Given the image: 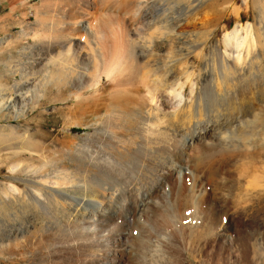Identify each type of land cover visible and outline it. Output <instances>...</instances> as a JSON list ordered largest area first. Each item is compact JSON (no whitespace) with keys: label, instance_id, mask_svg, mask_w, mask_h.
Listing matches in <instances>:
<instances>
[{"label":"rangeland","instance_id":"1","mask_svg":"<svg viewBox=\"0 0 264 264\" xmlns=\"http://www.w3.org/2000/svg\"><path fill=\"white\" fill-rule=\"evenodd\" d=\"M80 1L50 0L49 5L52 4L49 6L42 5V0H0V82L4 84H0V100L7 92L10 96L15 94L14 84L17 81L48 75L50 57L57 51L63 53L69 44L62 34L66 26L62 23L65 19L63 17L82 11ZM38 6L40 10H37ZM92 7L87 9L89 16H85L91 20L96 19L100 13H117L111 6L97 10L98 12ZM202 8L204 11H199L197 21L177 28L189 29L190 44L205 45V56L200 62L195 56L190 57L194 74L199 69L202 70L196 93L203 91L210 78L217 75L212 48L215 46L230 53V46H225L224 37L235 28L240 36L246 34V28L251 30L254 38L247 36L250 41L248 39L246 43L258 53V59L253 60L254 66L260 60L264 71V0H205ZM133 12L127 13L126 17L141 36L153 33L152 40L158 46H155V51L160 56L152 67L160 65L159 72H163L167 63L164 53L168 49V37L163 36L168 29L163 28H168V25L160 20L158 24L156 22L157 25L154 24L151 17L154 14L156 18L157 15L148 9L145 10L146 14L143 12L150 16H145V21L135 14L133 16ZM154 25L161 27L157 34L152 31ZM160 31L162 35L158 38ZM36 32L40 35L35 36ZM178 39L176 47H180L185 41L182 35ZM89 47L93 48L91 52L96 51L93 43L88 44L85 49L72 46V52L79 56L77 64L86 66L91 54H95L89 53ZM244 48L245 46L239 50H243L245 54ZM87 51L89 56H86ZM156 62L160 64L157 65ZM254 66H248L247 62L244 66L245 73L243 71L241 77H237L241 88L245 85L247 93L255 90L254 78L258 76V71ZM24 69L29 72L30 77H22ZM223 74L226 85L230 84V78L237 76V73L228 70L222 76ZM212 84L207 89L210 97L213 94L211 102L221 103L226 97L225 93L221 92L223 95L218 98L214 96L217 90ZM222 87L225 88V82ZM227 91L233 93L232 89ZM188 92L187 83L185 97H188ZM47 97L36 106L29 103L25 110L17 108L14 115H9L8 108L0 106V126L3 127H0V232L5 233V224L12 223L19 213L28 210L38 213L39 207L28 195L31 186L25 179L32 178L34 171L44 164L45 174L54 169L61 170L65 166L75 179L86 176L85 186L90 183L91 187V180L97 177L104 182V186L109 185L106 186V192L103 191L104 200L99 196L101 189H94L92 186L91 191L92 187L89 185L86 186L87 190L80 191L79 188L75 194L83 200L80 214L73 219L69 216L67 207L64 208V214L59 215L64 225L69 226L65 231L40 237L41 233L33 228L31 233L21 237V246L16 247L12 240L5 241L7 246H0V264H264V123H249L252 112L259 111L250 112L251 108L249 114L230 115L224 111H215L210 102L204 103L206 107L203 105L201 108L203 111L201 110L200 119L194 116L190 124H184L186 128H177L184 133L176 131L177 144L172 150L155 152L152 148L151 151L154 152H150L151 155L147 153V156L144 154V145L135 159L125 155V144L128 149L133 150L140 147L138 144L142 140L138 135L135 143L130 142L129 134L121 130V119L110 116L106 121L111 123L105 121L102 123L105 125L97 126L108 141L101 145L98 140L92 141L100 136L94 133L93 126L83 125L94 121V117L70 114L68 107L73 98L65 101V92L59 94L56 89L49 91ZM260 113L261 116L258 117H263L264 114ZM206 125L210 126L211 134L203 140L194 141L191 149H187L185 139L195 131L202 132ZM113 132H119V137L121 135L120 144L116 145V141L108 140ZM152 146L156 147L155 144ZM110 149L112 150L109 151ZM205 150L215 152L214 158L208 162L201 159ZM85 152L89 154V158ZM103 158L108 160L105 164L119 161L118 170L109 175H97L98 169L91 166L90 161L98 163ZM61 173L58 174L59 177ZM48 176L49 178L42 176L38 179L45 181L48 178L47 181L51 182L53 178ZM79 183L82 182L79 180ZM32 188L37 190L34 187L31 190ZM51 208L53 211L58 209L54 204ZM101 209L106 213L100 215ZM43 238L61 243L59 251L51 259L43 254V244L40 242ZM69 243H74V246L69 247Z\"/></svg>","mask_w":264,"mask_h":264},{"label":"bare ground","instance_id":"2","mask_svg":"<svg viewBox=\"0 0 264 264\" xmlns=\"http://www.w3.org/2000/svg\"><path fill=\"white\" fill-rule=\"evenodd\" d=\"M204 1L205 0L80 1L83 5V7L81 8L82 11H76L78 13L75 14L74 10V14H68V16L64 15L63 17L65 19L62 20V23H64L66 26L65 29L62 30V34H64L63 38H65V40H67L69 44L68 47L64 51H62L63 53H61V51H57L54 56L50 57L51 65L48 71V75L42 78H36V76H33L32 80H26L23 78L24 80L17 81L14 84L15 94L10 96V94L7 92L5 96L1 98L0 106L8 108V113H10L9 115H14L17 112V108L21 111L25 110L29 103H32L33 106L38 105L41 100L47 97L48 92L52 89H56L59 94L64 91L65 101L71 98L74 99L68 107L70 110L69 112L72 116H78L79 114H81L82 117H94V121H88V123L83 124L92 125L94 128V133L100 135L96 137L98 139H95L93 134L91 137L92 139L94 138V140L92 141L98 140V142L100 141L99 143L101 145H103V142H108L105 140L106 137L101 134L103 131L100 132V130L97 129V126L104 123L110 116V118L114 116L116 119L122 120L123 124L121 126V130L123 131V133L125 132V134H129L128 137L130 142L133 143L139 135L142 142L138 144V146L140 145V147H136L137 149L135 147H133L135 148L133 150L128 149L129 147L125 144L126 141L125 143L123 141V143L125 144V148L127 147L125 155L129 158L134 157L135 159L136 156H139V154L142 152L143 148H141V146L143 147L144 145L146 147L144 150V154H150V152H154L151 151L152 148H154L155 152H168V150H172V148H174L177 144V139L175 138L176 131L179 130L177 128L181 129V127H184L185 123L187 125L190 124L191 119H193L192 117L194 116L200 119V116H202L201 110L203 111V109L201 108H203L204 103L208 104L210 102L211 108H213L215 111H224L225 113H228L230 115H239L246 113L249 114V111L252 108L250 112L257 110L259 111V113L256 111L252 112V119H250L249 123H254L256 121L259 123H264V116L262 115L263 117H258L261 116L260 112L264 114V71H262V62L260 60H258L257 62L255 61L256 67L253 64V60L258 59V53H256L255 50L246 43V40L248 41L249 38H254L249 28H246V34L244 36L238 35L239 32H237L236 28L225 34V46H230V53H227L228 51L226 50L221 51L215 46L214 48H212L211 54L216 59V61H213H215L216 63V67L214 65V69L217 70V75L210 78L209 81L211 83L209 82L206 85L204 84L205 86L203 88V91L196 93L198 84L197 81L202 76V70L199 69V72L196 75L194 74V69L192 68L193 64L190 61V57L195 56V58L199 59L200 62L205 56V45L201 46V44L203 43L198 46L190 44L188 42L189 29L185 28L177 30V28H181L182 26H189L193 23L194 20L197 19V17H199L198 15H200L199 11H204L202 8ZM49 2L50 0H42V5H49ZM110 6L113 7V9L117 10V13L115 15L111 13H100L94 20L89 19V17L86 18L87 16H89V11L87 10L88 8L92 7L94 11H97L103 10ZM43 7L44 6H42V8ZM38 9L39 6L37 7V10ZM147 9L151 12H155L157 15L156 18H154V14H152L151 17V21H153L154 24H156V22L158 24V20H160V22L167 23L168 25V28H163L168 29V32L164 33L165 35H163L166 36V38L168 37V49L166 51V54L164 53L165 61L167 63H165L166 66L164 65L165 69L163 72H159V69L161 68L159 67L160 63L158 64L156 62L159 66L157 67L156 65H154L155 68L154 66L152 67L153 63L160 56L155 51V48L158 46L152 40L153 33L150 32V34H147L146 36H141L142 34H139V30H137L136 27H132L133 24L131 25V21L126 17L127 13L130 14L134 11L132 15L135 14V16L144 19L146 16L145 10ZM143 12L145 14H143ZM122 16H124V18H122ZM147 17L150 18L149 15L146 16V18ZM165 25L166 24H164L163 26ZM155 27L152 31L156 32L155 34H157V32H159L158 30L161 27ZM161 33L162 32L160 31L158 38H161ZM37 34L38 33L36 32L35 36H37ZM181 35L184 37L185 41H183L182 44L180 43V47H176L179 41L178 36L180 38ZM206 36L208 35L206 34ZM247 36H249V38H247ZM90 43L94 44L97 52L95 50L93 51L95 52V54L91 52V49H93L90 48L91 46L87 48V50L89 49V53H93V55L91 54L90 60L88 61V63H86V66H81L76 62L79 56L77 54L75 55L74 52H72V46H81L85 49V47H88V44ZM160 44H162V42L159 43V45ZM43 46L45 47L44 44ZM243 46H245V54L242 52L243 50H239ZM88 51L86 56H89ZM232 51H236L234 52L235 54ZM247 62L248 66L253 65L255 68H257L258 71V76H255L256 78H254L256 80V82L254 83L255 88L253 87L255 90H250V92L248 93L244 89L245 85L244 88H241L242 85L239 84L240 81L238 80L243 74V71L245 69L244 66L245 64H247ZM226 70L230 71L231 73H237L236 77H232L233 75L231 76L232 79L230 78L229 85H226L227 81H223L225 73L223 74V76L222 73ZM249 71L251 70L249 69ZM23 72L22 77H25L24 75H26L27 77L29 72H25V69ZM213 74H215V72ZM193 76L195 77L196 81L193 80ZM182 79H184V81H182ZM223 82H225V88L222 87ZM187 83L189 86V92L188 97H185L184 93ZM212 83L217 90V94H215L214 96L218 98V96L223 95L221 92L225 93L226 97L225 99L223 98V102H211L213 99V94L210 97L207 89H209L208 85ZM0 84L3 83L0 82ZM231 89L233 90V93H228L227 90ZM5 90L8 91L7 88ZM247 100H249L250 103H247ZM204 107H206V105H204ZM121 120H119V122ZM108 121H106L105 123H107ZM114 127L116 128V125ZM209 127L210 126L206 125L202 129V132L195 131L191 134V136L186 138V148L191 149L194 141L203 140L208 134H211V129ZM133 132L135 133L133 134ZM136 132L138 134H136ZM181 132H183V130ZM118 133L113 132L111 136H108V140H114V142L116 141L115 143L117 145V143H119V140L121 139V135L119 137ZM146 143H148V145H151V147H149ZM100 144H98V147H101ZM154 144L156 145V147L152 146ZM81 146H84V144H81ZM117 147H119V145ZM106 148L108 149V147ZM234 149L232 150L233 152L235 151ZM111 150L112 149H110L109 151ZM77 151H79V153L81 152L79 149ZM85 153L87 154V152ZM108 154H110V152ZM88 155L89 154H87V157L89 158ZM214 155L215 152L213 153L210 150H205L201 155V159H205L208 162L209 160H212L214 158ZM147 156L149 155L147 154ZM83 159H85V157ZM102 161L104 164L101 163ZM106 161L108 160L104 158L100 159V162H98L100 164L96 163L95 161H90L92 164L91 166H94L98 169L97 175H109L118 168L117 162L119 163V161L115 162V164H108V162L105 164ZM87 162L89 163L88 160ZM45 168V164L40 168L38 167V169L34 171V175L37 174L35 175V177L33 175L32 178L25 179L28 185L37 189L36 191L33 190V188L31 190V187L28 186L30 188V190H28V195L31 200L39 207L38 213H35L31 210H28L27 212H21L12 220V223H6L4 226L6 227L4 230L6 232H0L1 247L6 245L5 241L8 240L14 241L13 243H15L16 247L23 245V240L21 239V237L25 234L31 233V230L33 228L41 233L40 237L49 233L65 231V229L69 226L66 227L62 219L59 217V215L64 214V208L66 209L68 207V211H70L68 212L69 216H72L73 219L80 214L83 200L78 198L75 193L79 190V188L80 191L88 189L86 186H88L90 183L87 181V183L89 184L85 186L84 178L86 176L82 179H80V176L78 179H75L76 177L73 176V178L71 176L72 174H69L71 172H69L68 168L65 166L62 167L61 170L54 169L51 172L48 171V174H45ZM120 168L122 167H119V169ZM118 172L119 171H117V174ZM60 173L62 174L61 176H63L62 178H60L61 176L59 177L58 175ZM48 175H50L51 179L53 178V180L50 179L51 182H48L49 180L47 181V179L49 178ZM42 176L48 178L45 181H42V179L40 181L38 178ZM59 178L62 179V182H60L61 180H59ZM71 178L73 180H71ZM75 180L77 182H75ZM79 180L82 183H79ZM93 180H91L92 186L94 187V189H101L99 196L104 200L105 196L103 194V191L105 190L106 192V188L108 187L107 185L109 184L106 185L107 187L104 186V182L99 180L98 177L94 181ZM93 187L91 188V191L93 190ZM111 194H109V196ZM52 204L56 205L58 209L53 211L51 208ZM113 212L114 211H112V213ZM104 213H106V211L102 209L99 212L100 215H103ZM69 216H67V218ZM40 242H42L43 244V247H41L44 251L43 254L50 259L54 256V254H56L57 251H59L58 247L61 244L57 240L51 242L47 241L44 238L41 239ZM6 243L8 244V242ZM73 244L69 243V247H73ZM1 256L3 255L1 254Z\"/></svg>","mask_w":264,"mask_h":264}]
</instances>
